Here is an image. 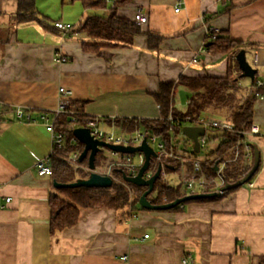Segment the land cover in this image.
Returning a JSON list of instances; mask_svg holds the SVG:
<instances>
[{
    "label": "crops",
    "instance_id": "1",
    "mask_svg": "<svg viewBox=\"0 0 264 264\" xmlns=\"http://www.w3.org/2000/svg\"><path fill=\"white\" fill-rule=\"evenodd\" d=\"M115 1L117 15L131 20L140 10L149 20L130 45L101 49L106 58L82 49L95 41L88 34L17 22V0H0V101L10 107L0 123V264H183V257L192 264H264V85L251 117L261 133L246 137L252 154L254 147L259 152L252 185L247 181L175 209L81 208L75 225L50 232L53 181L39 175L34 163L50 151V135L38 116L54 109L59 86L71 90L79 110L119 132L132 127L114 118L159 116L153 93L160 83L180 75L222 76L240 49L256 69L244 93L264 82V0H180L178 11L177 0H105L98 9L80 0H35L34 6L52 22L77 25L87 16H106ZM210 28L235 42L229 53L205 49ZM146 31L164 37L158 48L148 47ZM55 51L67 62H54ZM14 107L35 121L18 120ZM5 196L11 199L3 207Z\"/></svg>",
    "mask_w": 264,
    "mask_h": 264
},
{
    "label": "trees",
    "instance_id": "2",
    "mask_svg": "<svg viewBox=\"0 0 264 264\" xmlns=\"http://www.w3.org/2000/svg\"><path fill=\"white\" fill-rule=\"evenodd\" d=\"M34 1L35 0H17L16 21L25 22L35 20L43 26L49 25L56 30L57 28L53 24L54 21L52 22L50 19L44 18L38 13L34 6ZM80 1L83 7L91 9L103 8L106 5L105 0ZM117 6L118 4L115 1L114 4L108 8L106 16L102 17L94 14L87 16L77 25H71L69 32L86 33L95 40L83 43V50L109 58V55H105L101 49L128 46L137 35L142 33L141 27L134 25L130 19L117 15ZM145 35L147 36V45L151 49L158 48L160 42L164 38L162 35L152 31H146ZM234 43L235 42L229 38L226 32L218 31L213 36L212 31H208L204 47L211 53H229ZM234 66L238 68L236 63H234L233 67ZM232 69V65L229 62L227 71L222 76L205 73L192 76L180 75L176 81L162 82L159 84L158 90L153 93L159 110V116L157 118H114L113 121L115 124H119L126 129L133 128V125L136 123L146 125L152 131L161 132L165 137H169V127L171 126L174 130L177 128L176 125H173L167 120L169 113L173 116L180 117L183 115H220L226 119H230L235 129L248 130L251 124L253 102L258 97L259 92H261V88L254 87L252 91L241 93V87L237 82L240 72L235 74ZM252 83L254 84V81H252ZM178 86H183L189 91L185 107L182 110L177 109L174 104V95ZM0 107L1 110L6 112L10 110V107L5 105H1ZM78 117L80 120L93 118L82 111H80ZM3 119L4 117L0 119V123L3 122ZM67 120L68 115L63 114L57 117L56 123L59 125ZM105 120L108 122L109 118H105ZM71 136V131H66L63 147L50 157L52 181L59 183L71 182L76 178H85L89 173L88 170H85L80 176L74 175L72 171L73 166L66 161V157L71 152L78 151L80 153L83 149V144L79 141L75 143L69 141ZM222 136L224 137L223 140L218 142L215 148L208 150L209 154L215 153L216 155L222 148L233 144L236 140L241 138V135L235 132H225ZM182 138L185 140L187 139L183 135ZM216 160V158L214 160H209L208 157V159L203 161V167L212 169ZM83 161H85V159ZM83 161L78 162V164ZM165 162L167 169H170L168 167L171 166L173 169H176L179 164V161L175 159H165ZM94 165L98 166L96 156ZM251 166L252 165L245 167L237 161L224 167L222 174L225 182L234 183L243 177ZM114 173L116 176L120 177L117 169ZM51 188L52 190L48 199L50 232L75 225L78 221L79 210L81 208H132L135 204H138L139 196L146 189V187L126 182L122 180V178L121 182L115 183L107 188L83 186L74 188H55L52 183ZM233 189L227 190V192ZM155 191L156 195H151L150 193V197L148 198L152 204L168 203L185 196V193L182 192L178 185L165 183L162 181L161 177L154 183L153 192ZM163 196L165 200L162 199ZM216 197L217 196L213 198ZM209 199L212 198L196 199V201H205ZM181 204L182 203L169 209L178 208ZM138 208L143 209L140 206Z\"/></svg>",
    "mask_w": 264,
    "mask_h": 264
},
{
    "label": "built area",
    "instance_id": "3",
    "mask_svg": "<svg viewBox=\"0 0 264 264\" xmlns=\"http://www.w3.org/2000/svg\"><path fill=\"white\" fill-rule=\"evenodd\" d=\"M181 1L177 0L175 11H178L180 8ZM148 16L144 14L140 10H135L131 22L134 25L139 27L144 26L148 23ZM54 26L60 31L69 32L71 28V24L64 23L62 21H54ZM209 31H212L213 36L218 32L216 28H210ZM204 51V49H202ZM256 56L253 58V66L256 64ZM53 61L57 63L67 62V57L55 51L53 54ZM195 61V59H193ZM264 85L262 81H256L255 87L260 88ZM58 98L57 103L54 109L50 112H40L38 116V120L41 121L45 125V129L48 131L50 135V151L44 158H39L34 163V168L39 175H51L52 168L50 164V157L53 156L57 150L61 149L65 143V134L66 131H71L75 127H86L89 130V134L96 140L106 142L108 144L113 145H123V146H139L143 141L151 147V149L155 152V156H151L149 160V165L145 169L142 174L144 179H148L156 170V168L160 165V173L159 177L167 178V165L165 159H175L181 161H187L191 163V169H185L180 177V181L174 183L173 180L169 179L167 183L172 185H178L182 192L185 194H194L203 190H207L209 192H214L216 195H224L227 190L223 188V185L226 183L223 178V164L225 161H239L243 166L248 167L250 165V161H252V148L247 140V135L249 134H259L261 133L260 126L251 122L248 130H237L234 128V124L230 119L226 118H216L210 117L208 115H198V116H181V117H173L171 114L167 116V120L170 121L173 125L177 126V132H174L173 128L170 126L168 131L170 133L169 137H165V135L161 132L152 131L148 126L135 124V126L130 131H119L116 132L112 128H103L102 122L104 118L102 117H93L90 119L80 120L79 107L72 100L71 95L72 92L70 89H67L63 86H59L57 89ZM3 105L0 101V106ZM14 115L18 120L30 123L34 122L35 119L29 115L21 107H14L13 109ZM6 111L1 110L0 107V119L6 114ZM67 114L68 120L64 123L57 125L56 119L59 115ZM183 126H197L203 128L204 131H223L225 132H235L241 135V138L236 140L229 149V157H227L223 162L222 158L216 157V161L213 164L212 170L215 171V175L207 173L205 168L203 167V161L196 157L191 158L189 155H195L201 152L203 148H206L207 142L211 140H215L218 137L212 139V137H208L207 135H201L197 137L198 140V152H194L192 141L176 138V135L179 137L182 136L181 133ZM184 136V135H183ZM70 142L78 141L77 138L72 134L69 139ZM184 141L187 142L186 147L184 146ZM179 145L176 149V145ZM103 150L104 155L102 158V163L100 166H94L92 170L86 167L88 171H94L101 175L109 176L112 180V185L115 183L121 182V174H125L126 176H136L139 168L142 166L144 162V153L142 151H134V152H121L117 150H113L107 146H99V151ZM98 151V152H99ZM207 153V150H205ZM97 154V153H96ZM79 152L73 151L67 157L66 161L70 165L79 166L78 158ZM96 156V155H95ZM154 160V170H149L151 165V160ZM209 160H213V158H209ZM216 165V170L214 167ZM74 166V167H75ZM170 168V167H168ZM117 169L120 177L116 176L114 173ZM123 180V178H122ZM249 185H252L247 182ZM154 187V186H153ZM151 195H156V191L150 192ZM149 193V194H150ZM10 197L5 196L3 198L4 203L3 207H5L10 202ZM165 200V197H162ZM136 214H131V217H135ZM145 237L147 235H144ZM123 259L125 257H122ZM183 264H192L187 257L182 258Z\"/></svg>",
    "mask_w": 264,
    "mask_h": 264
},
{
    "label": "water",
    "instance_id": "4",
    "mask_svg": "<svg viewBox=\"0 0 264 264\" xmlns=\"http://www.w3.org/2000/svg\"><path fill=\"white\" fill-rule=\"evenodd\" d=\"M235 61L238 65L239 70L241 71V77H248L251 80L254 78L256 69L253 68L245 58V53L243 49H240L235 55ZM182 133L184 136L189 138L193 143L194 152H198V140L197 137L201 135H207L208 137H218L223 134V131H204L201 127H192V126H183ZM72 134L77 138V140L83 144V149L79 153L77 158L78 162L83 161L87 157V167L92 170L94 168V159L96 153L99 151V146H107L113 150L121 151V152H134V151H142L144 153V162L142 166L139 168L136 176H126L125 174H121V177L124 181L130 182L137 186L146 187L143 193L139 196L138 204L143 209L150 210H165L172 208L180 203L189 200H196L202 198H212L216 194L214 192H206V193H196L185 195L181 198H177L168 203L162 204H152L147 198L148 194L152 191L155 181L159 178L160 173V165L156 168L155 172L148 178L144 179L142 177L143 172L149 165V160L151 156H155V152L149 147L145 141L142 142L139 146H123V145H113L108 144L103 141H99L94 139L90 134L89 130L86 127H75L72 130ZM259 165V152L257 148H253V163L251 168L245 173L243 177L235 181L234 183H225L223 188L226 190H230L233 188H237L244 183H246L253 176L255 171L257 170ZM216 165L214 170H216ZM55 188L61 187H100L107 188L112 185V180L109 176L98 174L94 171H89L87 177L85 178H76L71 182L59 183L56 181L52 182Z\"/></svg>",
    "mask_w": 264,
    "mask_h": 264
},
{
    "label": "rangeland",
    "instance_id": "5",
    "mask_svg": "<svg viewBox=\"0 0 264 264\" xmlns=\"http://www.w3.org/2000/svg\"><path fill=\"white\" fill-rule=\"evenodd\" d=\"M246 59L248 60L249 59V54L247 53V55H246ZM55 62V61H54ZM57 63V62H56ZM234 63V62H233ZM237 64V63H236ZM232 70L235 72V74L236 73H238V72H240L239 71V69L236 67L235 68V66L233 67L232 66ZM237 82H238V84L240 85V87H241V93L243 92L244 93V89H245V87L244 86H246V85H249L250 84V82H251V80H250V78H248V77H238L237 78ZM188 95H189V91L186 89V88H184L183 86H178L177 88H176V91H175V95H174V104H175V107L177 108V109H179V110H182L184 107H185V103H186V100H187V97H188ZM169 114H171V113H169ZM172 115V114H171ZM173 116V115H172ZM183 116H186V115H183ZM190 116H198V115H190ZM208 116H210V117H216V118H224V117H222V116H220V115H208ZM173 117H180V116H173ZM104 128H106L105 126L106 125H102ZM192 127H197V126H192ZM114 130V129H113ZM115 131H117L118 132V130L117 129H115ZM174 132H177L178 133V131H177V128H176V130H173ZM218 131V130H217ZM181 133H182V130H181ZM183 135V134H182ZM223 135V134H222ZM221 135V137L220 136H218V138H217V140H209L208 142H207V144H206V148H203L202 150H201V152H199L198 154H195V155H189L191 158H196V157H198V158H200L202 161H205L206 159H208V157L210 158H213V160L216 158V157H219V158H222V162L227 158V157H229V149L231 148V145H228V146H225L224 148H222V150L219 152V153H216V155H215V153H213V154H209L208 153V150H211V149H213V148H215V146H216V144L218 143V142H220V141H222L223 140V136ZM186 137V136H185ZM177 138H182V136L181 137H179L178 135H176V138L174 139V141L177 139ZM212 138H214V137H212ZM188 142H189V140H188ZM186 145H187V142L186 141H184V146L186 147ZM179 145L177 144L176 145V149H177V147H178ZM205 150H207V153H205ZM103 155H104V151L103 150H101V151H99V152H97V154H96V161H97V165L98 166H100L101 165V163H102V158H103ZM179 162V164L177 165V168L176 169H173V167L171 166L170 168L171 169H167V175H168V173H171V170H173V175H175V172H176V176L179 178V176L182 174V172L185 170V169H187L188 170V167H190L191 168V163L190 162H187V161H181V160H178ZM235 162H237V161H225V163L223 164L224 166L223 167H226V166H228L229 164H232V163H235ZM75 165H73V168H72V171H73V174L74 175H82V173H84V171L86 170V166H87V157L85 158V161H83L82 163H79V166L77 167V166H75ZM155 169V167H154V160L152 159L151 160V165H150V167H149V170H154ZM205 171L207 172V173H210V174H212V175H215V171H213L211 168H209V167H206L205 168ZM172 174V173H171ZM168 175L167 176V178H164V177H161V179H162V181L163 182H168V179L170 178L171 179V177H172V175ZM177 174H179V176L177 175ZM245 175V174H244ZM176 176H174V177H172V178H174L175 179V177ZM169 177V178H168ZM180 181V180H179ZM173 182L174 183H177V181H175V180H173ZM245 184V183H244ZM206 192H209V191H207V190H203V191H200V192H198V193H206ZM194 194H196V193H194ZM185 195H190V194H185ZM150 197V194H148V196H147V198H149ZM131 208V207H130Z\"/></svg>",
    "mask_w": 264,
    "mask_h": 264
}]
</instances>
